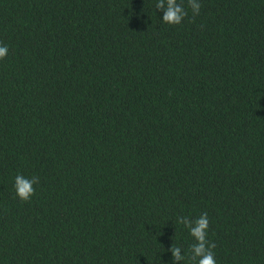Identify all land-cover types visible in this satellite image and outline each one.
<instances>
[{"label":"trees","instance_id":"obj_1","mask_svg":"<svg viewBox=\"0 0 264 264\" xmlns=\"http://www.w3.org/2000/svg\"><path fill=\"white\" fill-rule=\"evenodd\" d=\"M199 2L0 0V264H194L205 212L264 264V0Z\"/></svg>","mask_w":264,"mask_h":264},{"label":"clouds","instance_id":"obj_2","mask_svg":"<svg viewBox=\"0 0 264 264\" xmlns=\"http://www.w3.org/2000/svg\"><path fill=\"white\" fill-rule=\"evenodd\" d=\"M187 9L183 3L178 0H157L155 4L156 10L163 13L162 22L168 25H180L188 16V9L191 10L192 16L196 17L200 14L201 3L199 0H187ZM9 48L0 44V60L6 59ZM39 183V177L31 178L18 174L15 177L14 188L17 197L22 202H29L35 195V185ZM178 223L183 224L190 232L196 243L191 246V261L194 264H217L214 251L215 244L207 239L210 221L208 214L205 212L196 219L180 216ZM170 252L174 264H181L185 257L182 255L180 247L172 246Z\"/></svg>","mask_w":264,"mask_h":264}]
</instances>
